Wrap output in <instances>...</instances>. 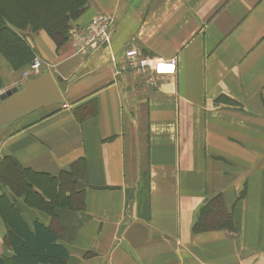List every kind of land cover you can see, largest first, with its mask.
Returning <instances> with one entry per match:
<instances>
[{"label":"crops","instance_id":"0c3cea01","mask_svg":"<svg viewBox=\"0 0 264 264\" xmlns=\"http://www.w3.org/2000/svg\"><path fill=\"white\" fill-rule=\"evenodd\" d=\"M97 15L111 20L109 44L78 51L72 31ZM65 23L60 42L16 29L28 56L0 51V93L36 56L64 100L0 129V197L30 230H54L63 264H264V0H86ZM129 46L173 70L147 84L123 67ZM12 174L74 206L27 203ZM6 234L0 216L10 258Z\"/></svg>","mask_w":264,"mask_h":264},{"label":"trees","instance_id":"16d2710c","mask_svg":"<svg viewBox=\"0 0 264 264\" xmlns=\"http://www.w3.org/2000/svg\"><path fill=\"white\" fill-rule=\"evenodd\" d=\"M16 1L7 0L11 6L12 2ZM23 1L26 3L29 1L36 2V0H18V2ZM39 2L43 5L42 7L45 6V3L46 5L50 4L54 10V13H51L52 15L50 16L55 17H52L53 19L49 21L51 23L49 25H44L43 21H38L35 15H32L33 12L31 9H25L24 4H20L15 9L17 11L16 13L21 15L17 17H9L4 9H0V43L2 45L0 51L6 54L8 49H12L14 50L13 53L16 52V54L20 53L21 56H28L26 39L21 38L18 32H16V29H24L27 25H30L33 29L39 27L45 28L57 42L66 39L69 27L65 21L77 15L86 6V0H39ZM59 18L62 19L61 24ZM21 40L25 44L21 43ZM20 174V177L23 178V172L20 171ZM14 177L15 175L12 174L8 178H4V180L9 183L15 193H24L27 203L29 202L28 196L34 194L36 201L32 205H36L49 214L53 213V209L57 205L61 207L74 206L70 197L59 198V201L51 199L46 202L38 194L28 190V187L31 186L30 182L26 183V187L21 186L20 183L16 185L14 183L15 179L12 180ZM210 202L212 203L209 206L207 205L202 208L199 220L195 224V229L208 228V223L204 222L205 219L207 221L205 217L206 212L208 213L214 208L219 209L221 206L218 196H215ZM19 212V208L10 203L6 197H0V216L7 227L5 241L13 250L12 257H0V264H63L67 257V252L61 245L55 243L56 237L54 230L50 226H45L38 221H34L33 230H30L20 218Z\"/></svg>","mask_w":264,"mask_h":264},{"label":"built area","instance_id":"2783aa9c","mask_svg":"<svg viewBox=\"0 0 264 264\" xmlns=\"http://www.w3.org/2000/svg\"><path fill=\"white\" fill-rule=\"evenodd\" d=\"M111 32V20L105 15H97L90 20L85 28L72 31L71 38L78 51L97 50L109 44ZM161 65L164 67L160 68ZM123 67L126 70L145 75L147 84L151 85L154 83V80L148 73H168L173 70L174 62L171 59L166 63H161L156 58L143 54L136 46H129L124 50ZM39 70L40 60L38 57H35L28 70L24 71L22 75L27 80Z\"/></svg>","mask_w":264,"mask_h":264},{"label":"water","instance_id":"95a60500","mask_svg":"<svg viewBox=\"0 0 264 264\" xmlns=\"http://www.w3.org/2000/svg\"><path fill=\"white\" fill-rule=\"evenodd\" d=\"M49 69L0 93V129L41 108L61 104L63 96Z\"/></svg>","mask_w":264,"mask_h":264},{"label":"rangeland","instance_id":"374dc122","mask_svg":"<svg viewBox=\"0 0 264 264\" xmlns=\"http://www.w3.org/2000/svg\"><path fill=\"white\" fill-rule=\"evenodd\" d=\"M10 1V0H9ZM39 0H36V2H18V0L16 2H12V6L10 5L9 2H7V0H0V9H4L7 12V15L9 17L13 16V17H17V16H21L20 14L16 13L17 11H15V9H17L20 4H24L25 9L28 8L32 10V15H35V18L38 19V21L42 22L44 21L46 18V13L45 12H49V14L47 15L48 17H50V15H52L51 13H54L53 8H51L50 4L45 3V6L42 7L43 5L40 4V2L38 3ZM14 5V6H13ZM15 12V13H13ZM53 18L55 16H52ZM51 18V19H53ZM49 19V18H48ZM2 47L1 43H0V48ZM36 57V56H35ZM64 189H61V191L59 192V195H57L56 193H52V189L50 191H47L46 194L48 197H50L52 200L59 201V196L60 194L63 192ZM36 198V197H35ZM39 199V198H38ZM40 200V199H39ZM42 202V200H40Z\"/></svg>","mask_w":264,"mask_h":264},{"label":"bare ground","instance_id":"6f19581e","mask_svg":"<svg viewBox=\"0 0 264 264\" xmlns=\"http://www.w3.org/2000/svg\"><path fill=\"white\" fill-rule=\"evenodd\" d=\"M164 67L163 65L160 66V68ZM159 68V67H158Z\"/></svg>","mask_w":264,"mask_h":264}]
</instances>
